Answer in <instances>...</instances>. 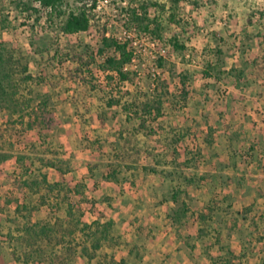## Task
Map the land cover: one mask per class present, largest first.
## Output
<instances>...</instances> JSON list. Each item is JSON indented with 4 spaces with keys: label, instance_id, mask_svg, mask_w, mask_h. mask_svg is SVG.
Returning <instances> with one entry per match:
<instances>
[{
    "label": "rangeland",
    "instance_id": "1",
    "mask_svg": "<svg viewBox=\"0 0 264 264\" xmlns=\"http://www.w3.org/2000/svg\"><path fill=\"white\" fill-rule=\"evenodd\" d=\"M144 1L165 6L149 11L159 18L156 34L127 23ZM170 5L100 0L89 30L65 35L62 19L36 0H0V45L19 62L15 98L41 116L38 128L28 129L25 109L0 107L8 144L0 154L9 156L0 163V264H19L12 253L43 264L29 253L36 247L19 238L25 228L65 218L69 201L82 206L83 222L114 224L96 251L91 240L84 243L95 255L90 260L78 233L76 253L64 264H264V0H182L172 22ZM103 35L134 49L132 82L117 84L101 71ZM69 46L95 57L90 69L100 87L89 91L69 79L76 66L66 58ZM56 49L57 63L42 65L41 56ZM43 70L47 81L38 79ZM156 77L167 95L146 132L139 121H125L122 106L140 109L156 98ZM110 94L122 106L107 107ZM19 115L24 124L6 129ZM43 175L61 186L46 201L39 198L45 189L37 194L25 185Z\"/></svg>",
    "mask_w": 264,
    "mask_h": 264
},
{
    "label": "trees",
    "instance_id": "2",
    "mask_svg": "<svg viewBox=\"0 0 264 264\" xmlns=\"http://www.w3.org/2000/svg\"><path fill=\"white\" fill-rule=\"evenodd\" d=\"M43 10H47L50 14H57L58 18L62 19L60 24V31L65 35H75L81 32H86L89 30L91 25L94 22V10L97 6L98 1L100 0H78L80 2L79 6L70 9L68 7V0H36ZM105 1V0H104ZM182 0H170L171 15L169 16V21H174V12L176 8ZM158 9L161 12H166L165 6L158 3H153L149 1H144L139 5V10H131L127 13V23L131 25H136L137 30L143 32H150L152 34H156L160 30V22L159 18L156 14L150 16L151 8ZM35 11V10H34ZM157 11V10H156ZM150 27L156 31H150ZM173 47L176 50H184V46L179 45L177 42H173ZM69 54H66V58L72 61L76 66L72 71L69 72V79L81 82L87 90H94L101 86V84H97L93 77L92 71L90 69L91 65L95 63V57L93 55L82 56L78 53L76 47L69 46ZM107 52L103 62L101 64V71L105 74V77L110 80H116L117 84H125L133 81V76L136 75L135 72L129 69V66L132 65L135 57V51L130 46L128 41H118L117 39L102 36L101 38V46L98 48L97 53L99 55H103ZM57 49L54 55L51 57H47L45 60L44 57L41 56L40 62L49 67H53L55 62L57 63ZM19 64L18 60L14 59L13 53L6 49L3 45H0V107L6 109L7 105H11L13 102L15 112H21L24 109L27 113V128L28 129H36L37 125L40 123V113L37 108H31L28 101H24L19 103L16 97L17 82L13 80L14 72L16 71V65ZM26 66H23V70H26ZM47 70V69H46ZM43 76L38 79L41 81H47L45 79L44 70L41 73ZM30 77H27V79ZM156 89L159 92L156 98L150 100L147 104L145 103L142 108L132 103L130 105H123L121 101L110 94V98L107 102V107L111 108L113 106L121 105L123 111L125 112V121L131 123L136 120L139 121V130H148V132H152L153 130L148 129L147 122L148 119L156 121V119L161 115V111L163 109V100L167 95L165 82L158 79L156 77ZM181 102L186 104L187 95L186 92V77H182L181 79ZM31 109V110H30ZM31 112H30V111ZM152 111H155V118H152ZM25 116L19 115L18 120L13 122H5L7 124L6 129L9 128L10 125H15L16 123L24 124ZM2 129L0 128V149L5 148L8 144L2 138L4 137L2 134ZM147 132V131H146ZM10 145V143H9ZM12 149V146H9ZM11 151V150H10ZM9 156L5 154H0V163L6 161ZM46 167H51L53 169L59 170L54 163H46ZM25 185L28 189H30L33 193L39 194V192L45 189L43 194H39V198L42 201L47 200V195L49 193H54L55 191L60 192V184H49L46 176H41L39 181H25ZM42 187V188H41ZM78 192V191H77ZM173 201L178 202L176 196H173ZM43 205V203H42ZM66 216L65 218H54V222L51 224H43L39 227L38 230H34V226L30 228H25L24 234L20 236V240L23 241L28 247H36V249L31 250L32 253L35 254V263H43V264H64L68 259L75 255V243L76 235L80 233L83 236V244H81V251H83V255L88 257L89 260L95 257L94 254L88 255L86 252L90 247L86 244L87 241H92L93 249L96 251L101 247L103 241H108L111 235V229L113 227V222L108 221L106 223H101L100 221H93L91 223L83 222V212L84 210L81 208L80 204H73L72 202L66 203ZM56 207L52 209V213ZM79 212L78 216H76L75 212ZM187 209H182L183 216L186 215ZM91 213L93 210L91 209ZM178 219H180L178 217ZM36 229V228H35ZM99 236V237H98ZM79 240V239H78ZM41 248V249H40ZM56 250L58 249L57 254L48 253L45 249ZM36 250V251H35ZM25 255V252H23ZM16 262L19 264H28L27 262H21L20 258L15 255V253L11 254ZM26 260L30 259V255H25Z\"/></svg>",
    "mask_w": 264,
    "mask_h": 264
}]
</instances>
